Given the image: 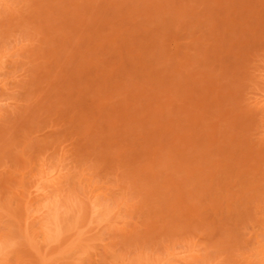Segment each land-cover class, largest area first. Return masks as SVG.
<instances>
[{"label":"rangeland","instance_id":"rangeland-1","mask_svg":"<svg viewBox=\"0 0 264 264\" xmlns=\"http://www.w3.org/2000/svg\"><path fill=\"white\" fill-rule=\"evenodd\" d=\"M0 264H264V0H0Z\"/></svg>","mask_w":264,"mask_h":264},{"label":"bare ground","instance_id":"bare-ground-1","mask_svg":"<svg viewBox=\"0 0 264 264\" xmlns=\"http://www.w3.org/2000/svg\"><path fill=\"white\" fill-rule=\"evenodd\" d=\"M52 179H54V178H52ZM57 203V202H56ZM46 209H48L47 207H45ZM59 208V207H58ZM53 213V212H52ZM56 215H57V213H56ZM58 233V232H57Z\"/></svg>","mask_w":264,"mask_h":264}]
</instances>
